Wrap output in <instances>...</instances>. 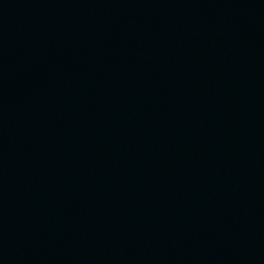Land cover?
I'll use <instances>...</instances> for the list:
<instances>
[{"label":"water","instance_id":"95a60500","mask_svg":"<svg viewBox=\"0 0 264 264\" xmlns=\"http://www.w3.org/2000/svg\"><path fill=\"white\" fill-rule=\"evenodd\" d=\"M0 264H264V0H0Z\"/></svg>","mask_w":264,"mask_h":264}]
</instances>
